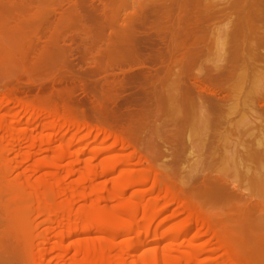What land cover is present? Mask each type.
Listing matches in <instances>:
<instances>
[{"label":"bare ground","instance_id":"6f19581e","mask_svg":"<svg viewBox=\"0 0 264 264\" xmlns=\"http://www.w3.org/2000/svg\"><path fill=\"white\" fill-rule=\"evenodd\" d=\"M21 1L20 4L26 3L25 6L28 7L20 6L22 9L25 7L26 11L25 9L20 11V7L18 12L14 9L15 14L17 13L15 16L11 12L8 15L9 12L5 11L8 6L5 5L4 10L2 9L4 7H0V28L5 30V27H8L5 31L0 29V32L4 34V36L1 35L4 37L1 39L7 36L6 39L9 41L3 40V43L0 40V44L11 46L13 42L11 43L10 40L17 41L21 37L23 41L27 40L23 43L21 39L22 42L20 46L18 45L21 48L26 43L25 50L23 47L19 49L15 43L18 49H14L20 51L21 59L25 58L23 56L28 51L30 56L26 55L30 60L33 57L32 62L38 60L44 64L47 60H54L56 55L58 60L62 61L59 59L60 56L66 60L70 55L68 44L64 43V39L69 38L68 30L71 31L72 27L76 30L71 31L72 33H84L88 36V31L93 27L95 37L106 43L100 45L102 48L104 46L103 49L98 50L100 47L98 44V49H94L95 53L98 50L99 58L97 55L92 56L95 62L94 72L98 73L97 75H100L99 71L104 68H108L105 71L111 69L110 72H112V68H117L124 63V58L141 60L139 63L136 61L138 63L136 65L139 68L144 67L143 69L147 67L146 69L150 71L145 70L146 75L150 77L152 75L158 77L160 74L171 71L178 73V77L172 83L158 82L154 85L153 91L148 92L150 94L147 93L153 99V105L161 112L167 101L175 100V122L183 121L184 117L181 114L185 112L184 114L198 116L206 131L215 129L220 121L239 108L237 106L239 94H241L239 98L243 106V98L248 99L251 92H254L252 90L254 88L250 93L246 92L242 95L241 92L243 83L246 81L244 75L247 66L250 70L247 82L256 81L255 85L259 83L257 87L260 91L259 93L255 91L256 104L264 111V74L259 72V68H255L254 59L264 51V0ZM96 1L97 4H95ZM13 6L10 7L15 8ZM125 6L131 9L130 12H120V10L124 11L122 9ZM39 8L42 13L38 10ZM220 17L221 21L223 17L226 18V22L223 21L225 24L223 23L221 27L224 34L221 41V46L225 48L224 58L218 65L203 68V70L197 69L195 61L200 54L206 27ZM34 25L36 28L32 27ZM28 27H32V29L29 28L31 33ZM216 29L220 30V27ZM62 30L65 33H62ZM78 33L77 35H80ZM29 37L32 39L35 37L34 46H30ZM142 45L143 49H141ZM35 47L38 49L36 50ZM32 52L37 53L33 56ZM256 54L259 55L256 56ZM100 59L104 61L101 63ZM4 60L2 62H5ZM105 60L106 63H104ZM147 62L150 63L147 64ZM91 71L90 74L93 72ZM120 71L122 72L120 83L122 82L123 85L128 70ZM59 78L61 77L58 76L57 79ZM51 79L53 78L50 77ZM116 83L114 86L118 88L119 84L116 85ZM167 86H172L177 92L168 93L165 90ZM112 90L114 91L113 87ZM67 91H64L65 94L60 91L61 95H68ZM57 97L61 98L59 95ZM55 99L57 100L53 101L55 108L54 106L50 109L26 107L17 104L0 92V166L4 167L3 174L0 176V190L3 188L2 191L5 190L9 198V203L1 204L0 209L3 208L6 212L13 210V216H15L19 201L23 202L25 205L23 223L26 226V233L18 237L14 222L3 221V228L0 222L2 248L4 242L5 245L10 244V248L13 246V249L17 245L25 252L32 264H41L47 256L54 253L57 254L54 257L51 256L48 264L53 262L54 264H247L245 261H240V258L228 255L226 252L228 250H224L225 247L221 248L223 246L221 236L212 229L211 225H208L206 212L200 205L193 204L188 193L179 187L175 188L177 185L164 179V176L151 174L143 169L133 171L131 166L135 163L132 161L133 165L130 164L127 154L124 155L125 159L119 156L116 158L117 155H113L117 148L119 150L122 146L125 147L126 140L124 139L125 143L122 140L124 134L111 130L112 127L106 128V125H103L106 127L100 126L95 123L96 121L94 122L96 125L89 123L83 117H78L73 109L64 106L63 99L61 104L60 99ZM113 100L116 99L113 98ZM57 104L63 106H60L62 111ZM194 108L198 111L195 112ZM20 112L29 113V117L23 120ZM251 118L248 119L250 128L246 125L249 132L264 129V118L253 119V116ZM259 136L257 142L262 137L259 138ZM203 141L211 142V136L205 135ZM107 142L110 144L107 145ZM260 142H258L259 145H262V141ZM88 149L91 150L90 153ZM256 151H258L257 148ZM129 157L132 159V156L129 155ZM14 162L17 163L16 167L13 165ZM263 162L259 164L264 166ZM247 169L244 170L247 173L254 172L252 168L249 172ZM158 217L162 218L155 226L154 221ZM5 218V216L0 217L1 221ZM182 218L186 222L181 228L184 234L178 232L167 234L166 232L171 231L167 229L162 233L163 237H158L159 227H165L169 221L174 222ZM5 229L8 231L4 234ZM208 233L209 235L212 233L214 243L219 244L220 251H225L223 258H221L222 255L219 256L222 251L217 253L221 261H218V256L214 259V252L207 248V245L212 243L211 237L208 236L200 242V238ZM3 235H5L4 241L1 240ZM17 237L18 240H16ZM14 241H17L19 245L16 243L14 246ZM212 247L215 248L214 245ZM19 248L16 249L18 252ZM208 253L213 256H207ZM4 259H0V264H6Z\"/></svg>","mask_w":264,"mask_h":264},{"label":"rangeland","instance_id":"374dc122","mask_svg":"<svg viewBox=\"0 0 264 264\" xmlns=\"http://www.w3.org/2000/svg\"><path fill=\"white\" fill-rule=\"evenodd\" d=\"M214 1L218 2L221 0H214ZM0 2H1L0 5L3 4L0 7H4L5 5L6 7L8 6L7 9L9 11L7 9L5 11L9 12L8 15H10L11 12L12 15L14 14L13 16L17 15V13L15 14L14 12L16 9H17L16 12H18L21 8L20 6L22 5L25 6L26 4V3L20 4V0H17L16 2L15 0L13 1L0 0ZM43 3L45 4V2ZM10 4L12 6L14 5L13 7L15 8L10 7L11 6ZM95 4H97V1L95 2ZM16 6H18V8ZM6 7L2 9L4 10ZM25 7L28 6L26 5ZM25 7L23 9H25L26 11ZM9 8H11L12 10ZM125 8L126 6L122 9L124 11L120 10V12L123 13L126 11L130 12L131 9H128V7L126 9ZM23 9L21 8L20 11H23ZM40 9L41 8H39L38 10L41 12L42 10ZM222 19L224 22H226L225 17H223ZM218 21H221V17L216 22H214V20L210 22L209 27L210 25H212L213 27L212 26L210 28L206 27L207 30L205 31L204 39L202 40L204 46L201 43L203 48L201 46L200 54H198L199 56L196 59L197 61H195L197 62L195 65V68L197 69L203 70V68H208V67H213L214 65H218L222 62L224 58L223 52H225V48L221 46L222 38H224V34H222L221 27L224 22L223 21L218 22ZM9 23L7 24L9 25ZM35 25L37 26V24ZM35 25L32 27L36 28ZM26 26L28 25L26 24ZM29 26L31 25L29 24ZM22 27H24V25ZM32 27H28L29 33H31L29 28L32 29ZM216 27L217 28L220 27V30L216 29ZM5 28H6L5 30H7L8 27ZM70 29L72 32L76 31L72 27ZM64 30H62V33H65L63 32ZM212 30L214 31L212 32ZM68 31L70 33L68 34L69 38L64 39V43H66V45L68 44L69 47L68 50L70 53L69 57L66 60L65 59L63 60L61 56H60L61 58L59 57V53H58V57L59 59H62V61L58 60V58H56L57 57L56 55L55 59L57 60L55 59L47 60L45 63L42 62L44 64H41V62L38 60L32 62L33 57L30 60L29 57H27L26 55V54L29 55V53H27L28 51H26L25 56H23L26 59L25 58L21 59L20 56L22 55H20L19 53L20 51H17L15 49L16 48L18 49V47L20 46L21 42L24 39H22L21 37L22 41L21 39L20 40L18 39L17 41L10 40L11 43L13 42L12 43L13 45L11 44V46L10 45L6 46L3 45V43L4 41H8V39H6L7 32L5 35L6 40L3 39L4 41L1 39L2 37L1 35L4 36V34L0 32V40L3 42L2 44H0V52L2 53V54L0 53V64H1L0 92H2L4 96L15 101L17 104H21L26 107L36 106V108L43 107L50 109V107L52 108V106H54L55 108V105H53L54 104L53 101L56 100L55 98L60 99L59 102L61 104V100L63 99L62 97H64V99L62 100V103L63 101H65L64 106L73 109V111L76 113L78 117H83L85 120H87L89 123L93 125L95 123L100 126L106 125L107 127L106 126L103 127L106 128L109 127L110 129L112 127L111 130L113 131L115 130L118 133L121 132L122 134H124V136L122 135V137H124L122 139L123 143H125L124 141L125 139L126 144H124L125 147L122 146V149H119L120 151L118 150V148L116 149V151H114L113 155L114 156L117 155L116 158H118V156L119 158L122 157L124 158L125 157L124 155L127 154L128 158L130 159V164L132 163V161L133 163H135L134 166H131L133 164L130 165L131 168H133V171L135 170L139 171V169L141 171L143 169V171L145 170L147 172H150L151 174H157L162 177L164 176L163 177L164 179L166 178V180L168 179L173 184L175 183L174 185L175 186L177 185L175 188L179 187L184 192L188 193V195L192 198L193 204L194 203L198 204L201 206V208L204 209V211L206 212L205 215L208 221V225L209 226L211 225V227H213L212 229L215 230L216 233H219L223 242V246L221 248L223 249L225 247L224 250L225 249L228 250L226 251L228 255H230L231 257L233 255V258L234 257L238 259L240 258L239 259L240 261H245L247 262V264H264V181H263L264 166L262 165L263 166L262 168V166L259 164L261 161L263 162L264 160V145H263L264 129L255 130V132L253 131L254 132L253 133L252 131L249 132L250 130L247 127L249 125L248 119L249 120L252 119L251 118L252 116L253 119L255 117L264 118V111L261 107H258L256 104V100H257L256 96L257 93H259L260 91V90L258 91L259 87H257L259 84L258 81H257L258 84L256 83L257 85H255L256 81H253V83L247 82L250 72L249 67L247 66L246 67L247 69L245 70L244 79L246 81L243 83V88L241 92L242 95L243 93L246 92L250 93L252 90H254V92L253 93L251 92L250 97L248 96L249 97L248 99L247 97L246 99L243 98L244 107L241 106L242 103L240 102V98H239L241 94H239L237 99L238 100L237 106L239 107L237 108L238 110L236 109L234 111L235 113L234 112L231 113V115L225 117L223 121H220V124H218V126H216L215 129L211 131H206L202 127V122L196 115L187 114V113L184 114L185 112H183L181 114L184 117V120L181 121L182 123L175 122L174 120L176 116L174 111L175 100L167 101V103H165L164 105V110L161 112L159 111V108H156L153 105L152 103L153 99L151 98L150 95H148L150 94L148 92L153 91L154 85H156V83L157 84L158 82H164L166 84L169 82L172 83L178 77L177 72L171 71L168 73L160 74L158 77H155L153 75H152L153 77L152 76L150 77V75L149 76L146 75L147 73L146 71H150L149 69H146L147 67H145V69H143L144 67L143 68L141 67L142 68L141 69L136 65L139 63V61L141 62V60L138 61V59L132 60L129 58L127 60V58H124L125 60H123L124 62L122 63L123 65L121 64V66L117 67L118 69L115 67L112 68V72H114V74L110 72L111 69L105 71L108 68L103 67L104 69L99 71L101 74L99 73L100 75H97L98 73L94 72L95 62L92 56L94 57L97 55V58H99L97 51L100 50V48H102L101 46L105 45L106 43L103 42L104 40L101 41L100 39H98V37L97 38L95 37L96 35H94L93 27L88 31L89 34L87 31H86L87 33L85 32L86 34H88V36L85 35L84 33L82 34L77 32L78 34H80L77 35V33L74 34L70 30ZM83 37L85 38L91 37V38H86L85 40V38ZM28 39L30 42V46L31 45L34 46L33 40L35 39V37L34 39L30 37ZM65 40H67L68 42L67 41L65 42ZM24 42H27V40L23 41V43ZM15 43L17 44V46L18 45L19 46L17 47ZM38 43L41 46V43L40 42ZM97 44L101 46L99 47ZM23 45L24 46L22 47L24 49L26 43ZM22 47L21 48L19 47V49H22ZM97 47H99V49ZM96 48L98 50L95 53ZM27 49L29 50V47ZM141 49H143V45ZM33 52L32 55L35 56L37 52L35 54H33ZM259 52H261V50ZM62 54L63 53H61V55ZM258 55L259 54H256V56ZM143 58H145V56H143ZM254 59H255V68L256 69L259 68L260 69L259 72L264 74V51H262V53L257 58L255 57ZM3 60L5 62H2ZM22 60L23 62H21ZM102 61L104 60H101L100 62L102 63ZM58 63H62L64 65ZM104 63H106V60ZM149 63L147 62V64ZM100 65L105 66L104 64H100ZM91 66L92 69H90ZM119 68L120 70L122 69L128 70L127 72L125 71L126 72L125 82H123V85L121 84L122 82L120 83L121 80L120 78H122L121 77L122 72L119 70ZM90 70H92L94 73L91 71L93 74L92 73L90 74ZM94 74L97 75V78L96 75L94 76ZM131 74H135V75L133 76ZM54 76H56L57 78L59 76L61 78L57 79ZM50 77L53 79L50 80ZM240 77H242V75H240ZM53 80L54 82L51 83V81ZM115 82H117L116 85L119 84L118 88L117 86H114ZM259 82L261 83V81ZM120 84L121 86H123L122 88L120 87ZM60 86L63 88V90H61L62 88ZM259 86H261V84ZM112 87L115 92L112 90ZM70 90H72V92ZM165 90L168 93L177 92L174 88H172V86H167ZM60 91L61 92L63 91L62 94H65L64 91H67L66 94L68 95H61ZM255 91H257V93ZM58 95L62 99L57 97ZM114 95L115 97H113ZM112 97L115 98L116 100H113ZM233 98L234 97H232V99ZM248 104L250 108L247 107ZM57 106L59 107L60 111L63 110L60 108L61 105L59 106L57 104ZM194 111L197 112L198 111L197 108H194ZM20 113H22L21 115L23 120L29 117V113H25V114H23V112ZM250 114H252V116ZM98 121H100L101 123ZM207 134L211 136V140H212L211 142L209 141L208 143L203 141L204 136L205 135L207 136ZM256 135L262 136L261 138L259 136L260 140L258 141V142L262 141V145L261 144L259 145V143L257 142L258 136ZM236 142L238 143V145H236L237 144ZM108 143L110 144V142H107V145H109ZM257 143L258 145H256ZM245 144L247 146H245ZM258 147L260 149H258ZM256 148L258 151H256ZM262 148H263V152H262ZM90 151L91 150L88 149V153H90ZM129 155L132 156V159L129 157ZM13 165L14 167H16L17 163L15 164L14 162ZM248 166L250 168H248ZM245 168L246 169L248 168L247 169L248 172L249 169L252 168L254 172L250 173L251 172L250 171L249 173H247L246 171H244ZM3 171H4V167L0 166V176L1 174H3ZM2 190L3 188L0 191ZM5 202L9 203V198L7 196V192L4 190V192L3 191L0 192V205L4 204ZM24 208H25L24 203L19 201V208H17V211H15V213L17 212L18 214V215L16 214L17 216L15 215V213H14L15 216H13V210L6 212L5 210H3V208L2 210L0 209V217L2 218L4 216L6 217L5 220L2 221L0 219L1 224L3 223V221L7 223H9V221L14 222L17 226L16 233L18 237L26 233V226L23 223V217L25 213ZM161 218L162 217H158L154 221L155 226L157 225V223L160 221ZM184 218L178 219L176 221L173 220L174 222L169 221L168 224L166 223L167 225H165V227L164 226L159 227L158 237L159 238L163 237L162 233H164L167 229L171 230L169 232H166L167 234L177 233V232L182 234L184 231L181 228L186 224ZM15 220L19 223L15 222ZM2 228H3V224H2ZM3 231H4L3 233L5 234V231L8 230L5 229ZM208 236L209 238L211 237L212 241L209 240V242L211 241L212 243L211 245H207V248H210L209 250L210 251L212 250L214 252L213 253V255H215L214 259H216V256H218L217 253H219L220 248L218 247L219 244H217V242L214 243L215 240L212 238V233H210V235L209 233L207 235L205 234L203 238H200L201 239L200 242H202V240L204 241L205 239H207ZM18 237L16 240H18ZM4 238L5 235H3L1 240L4 241ZM14 239L15 237L13 236V240ZM16 243L17 241L15 242L14 246L16 245ZM11 244H12V240H11ZM17 244L19 245V243ZM213 245L215 247L214 249L212 247ZM4 246L2 248V243L0 244V249L2 248L0 250V259L2 258L3 260V258H5L4 261L6 260L5 261L6 264H32V261L30 259L29 260L27 259L25 252H23V250L19 248L17 245H16L17 248L15 246V248L13 249L12 248L13 246L10 248L11 245L8 243H6L5 245L4 242ZM216 247H218V249H216ZM18 248L20 249L19 252L17 251ZM21 250L23 254L20 253ZM235 250L239 251L240 253L236 252ZM221 251H220L221 253H219L220 254L219 256L221 257L222 255L221 258H223V254L225 253V251L223 250ZM56 254L57 253H54V255L47 256L46 260L41 264H48L49 259L54 257ZM213 255L209 254L207 256L212 257ZM7 258L9 259V261ZM218 261H221V259L219 258ZM52 264H54V262Z\"/></svg>","mask_w":264,"mask_h":264}]
</instances>
